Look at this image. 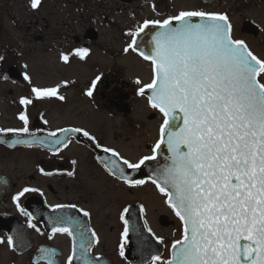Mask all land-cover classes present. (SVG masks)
<instances>
[{"label":"flooded vegetation","instance_id":"flooded-vegetation-1","mask_svg":"<svg viewBox=\"0 0 264 264\" xmlns=\"http://www.w3.org/2000/svg\"><path fill=\"white\" fill-rule=\"evenodd\" d=\"M25 8L33 11L30 19L11 14ZM182 10L226 14L233 26V38L243 40L254 55L264 60V0H41L35 10L27 6L26 0H0V161L14 152L34 156L30 174L16 168L11 173L0 171V240L4 241L0 243V264H48L42 248L55 253L52 264H67L73 237L52 233V218L61 215L75 217L81 223L79 231H74L73 264H83L80 232H86L92 240L85 254L90 264L96 257L100 258L99 264H151L153 255L162 260L171 257V245L182 235L179 218L149 179L127 169L103 148L114 149L133 162L152 155L163 117L150 107L146 94L138 95L139 88L151 82V63L139 51L126 53L124 49L132 39H151L157 29H146L138 37L129 35L145 20L162 21ZM11 22L25 33L22 39L10 38ZM77 48L89 50L86 59L71 57L70 63L64 64L61 55ZM25 75L30 79L25 80ZM97 77L93 96L88 97L85 93ZM33 87H58L65 99L37 100L31 92ZM21 98L33 100L26 109L29 133L7 132L24 127L18 119L25 111L19 103ZM72 108L82 114L85 123L53 126V118ZM67 115L72 119L71 112ZM76 127L88 131L100 147L82 134H71L67 148L52 144L57 138H65L61 129ZM33 138L36 143L30 147L21 143L10 146L13 141ZM114 159L126 175L147 183L129 188L111 176L107 169ZM85 163L94 170L93 185L83 182ZM41 169L51 175H44ZM95 181L100 184L95 186ZM69 184L73 189L63 195L62 189H69ZM25 187L37 191L20 198L22 213L13 197ZM56 205L77 207L53 211ZM124 208L129 209L125 217L129 220V237L123 241L121 256L124 224L120 216ZM78 209L90 215L85 217ZM93 231L99 244L91 237ZM153 234L164 243H157ZM9 237L13 240L11 246L7 244Z\"/></svg>","mask_w":264,"mask_h":264},{"label":"snow or ice","instance_id":"snow-or-ice-1","mask_svg":"<svg viewBox=\"0 0 264 264\" xmlns=\"http://www.w3.org/2000/svg\"><path fill=\"white\" fill-rule=\"evenodd\" d=\"M40 5L41 0H31L32 9ZM150 28L157 30L151 35L147 53L138 52L136 39H132L124 52H138L151 63V82L139 88L138 95L144 96L148 90L150 107L162 114L159 140L151 149L152 155L135 162L121 157L114 149L105 147L103 151L111 153L127 169L138 172L147 162L157 161L162 145L167 149L165 162L155 170L150 182L179 218L182 235L172 243L169 259L153 255L151 264H264V60L254 55L243 40L233 38V26L223 13L182 10L162 21L145 20L129 35L138 37ZM88 55L87 48H77L62 54L61 60L69 64L71 57L83 61ZM24 79L30 78L25 75ZM98 80L99 77L92 82L85 95L93 96ZM64 86L67 87V82ZM31 92L37 100L65 99L59 95L58 87H33ZM19 103L25 107L18 116L24 127L5 131L29 133L26 109L33 100L21 98ZM61 132L65 138L53 140V145L67 148L71 134H82L96 143L95 137L83 128H66ZM16 143L30 147L36 140H16L10 146ZM96 146L100 147L98 143ZM111 163L109 174L129 188L147 183L126 175L115 159ZM36 191L23 188L13 197L17 207L20 208L21 197ZM76 207L56 205L53 211ZM78 210L85 217L90 215ZM20 211L23 213L24 209ZM140 211L144 212L143 207ZM128 214L129 209L124 208L120 216L124 224L121 256L123 241L129 237V220L125 218ZM52 219L53 235L73 237L72 254L67 259V264H73L74 231H79L81 223L75 217L63 215ZM148 231L151 233L150 228ZM80 237L83 264H90L85 254L90 251L92 240L86 232H80ZM91 237L99 244L95 231ZM153 238L164 243L154 234ZM7 244H13L11 237ZM40 251L48 258V264H52L55 253L43 248ZM99 260L96 257L93 264H99Z\"/></svg>","mask_w":264,"mask_h":264},{"label":"rangeland","instance_id":"rangeland-1","mask_svg":"<svg viewBox=\"0 0 264 264\" xmlns=\"http://www.w3.org/2000/svg\"><path fill=\"white\" fill-rule=\"evenodd\" d=\"M26 4L27 6L31 5V0H26ZM33 12V11H32ZM32 12H30L28 9L25 8V10H20V11H15V12H11L12 15H20V16H25L27 19L31 18V14ZM0 15V19H1ZM19 19V17H18ZM5 25V24H4ZM13 23L11 22L8 26L9 28V35L11 39H22V37L24 36V32L21 28L19 27H13ZM87 71V66H85V72ZM147 78H145L146 80ZM40 82V81H38ZM76 108H72V110L70 111V109L67 110V112H71V115L73 116L72 119H69V115H67V112H62V114H58L57 117L53 118V126H56L58 124H62V123H85V119L83 118L82 114L80 112H73V110H75ZM61 113V112H59ZM105 119V118H104ZM109 120H107L106 122H108ZM9 158L6 159L4 162L0 161V171H5L7 173H11L15 171V168L18 170L23 171L26 174H30L32 173V164L34 161V156L32 154L29 153H25L22 154L20 152H14L9 154ZM92 171L87 164L85 163L84 165V174H82L84 176L83 178V182L87 183V184H92L93 181V177H92ZM71 184V183H70ZM69 184V189L65 190L64 188L62 189V194L63 195H69V191L70 189L72 190L73 187ZM100 184L99 181H95V186H98Z\"/></svg>","mask_w":264,"mask_h":264},{"label":"water","instance_id":"water-1","mask_svg":"<svg viewBox=\"0 0 264 264\" xmlns=\"http://www.w3.org/2000/svg\"><path fill=\"white\" fill-rule=\"evenodd\" d=\"M138 40H140V42H144L145 41V43H143L145 45V47H139L138 50L147 53L148 49L146 48L147 47L146 42L148 41V39H138ZM137 44L139 46L138 42H137ZM149 94H150V92L148 93V95ZM162 149H163V151L158 156L157 161H149V162L146 163V165L142 166V169L139 171V174L141 176H143L144 178L150 179V177L155 175V170L158 167H161L163 165V163L165 162L164 161V157L167 156L168 153H167V149H166L165 146L162 145Z\"/></svg>","mask_w":264,"mask_h":264}]
</instances>
